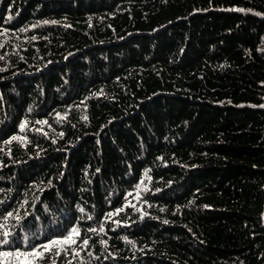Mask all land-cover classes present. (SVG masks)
Masks as SVG:
<instances>
[{"label": "trees", "instance_id": "1", "mask_svg": "<svg viewBox=\"0 0 264 264\" xmlns=\"http://www.w3.org/2000/svg\"><path fill=\"white\" fill-rule=\"evenodd\" d=\"M0 264H264V0H0Z\"/></svg>", "mask_w": 264, "mask_h": 264}, {"label": "snow or ice", "instance_id": "2", "mask_svg": "<svg viewBox=\"0 0 264 264\" xmlns=\"http://www.w3.org/2000/svg\"><path fill=\"white\" fill-rule=\"evenodd\" d=\"M9 216H11L12 215V213H9L8 214ZM74 234H75V230H74ZM4 235H7V233H5ZM71 236H69L66 240H64L63 242L64 243H69V242H71ZM5 242H7V241H5ZM53 244H55V243H59L58 241H53L52 242ZM85 243H87L86 241H85ZM45 247V249L47 250L48 249V246L47 245H45L44 246ZM5 255H10V254H8V253H5ZM17 255H24L23 253H19V254H17ZM29 255H37V253H29Z\"/></svg>", "mask_w": 264, "mask_h": 264}]
</instances>
